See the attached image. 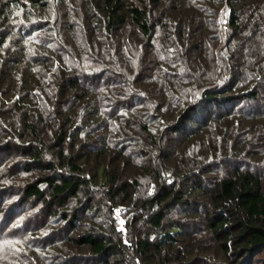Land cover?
<instances>
[{
  "label": "trees",
  "instance_id": "obj_1",
  "mask_svg": "<svg viewBox=\"0 0 264 264\" xmlns=\"http://www.w3.org/2000/svg\"><path fill=\"white\" fill-rule=\"evenodd\" d=\"M0 151L47 214L0 264L253 262L264 0H0Z\"/></svg>",
  "mask_w": 264,
  "mask_h": 264
},
{
  "label": "rangeland",
  "instance_id": "obj_2",
  "mask_svg": "<svg viewBox=\"0 0 264 264\" xmlns=\"http://www.w3.org/2000/svg\"><path fill=\"white\" fill-rule=\"evenodd\" d=\"M26 157L22 152L19 151L16 153H7L0 151L1 188L5 186V183L10 184L13 178L11 173H1L6 172L4 170L7 166L16 164L21 160H24ZM220 168L222 167L220 166ZM216 172L219 171L216 170ZM24 175H27V173L24 172L20 176L16 177L15 180H17L18 182H15H17L18 184L24 183L22 179ZM20 189L21 188L17 187L10 191L9 194L5 193L6 196L3 199L2 205H0V261H8L11 258L16 259V254L21 252L19 251V246L22 245L26 240L28 241L27 231L30 229L29 222L33 224L32 226L37 225V228H42V226L46 225L44 224L45 222H40V219H44L47 216L43 208V201H33V203L31 202L30 204H26L25 206L21 205L20 200L18 201V199H20V197L22 196ZM103 189L104 188L102 187L100 191L97 192L96 196L98 198L105 195L106 191H104ZM2 198L0 195V200ZM115 213L118 219V228L121 230L124 238L128 240V225H126V223L130 222L131 218H134L135 211H130L128 207H118ZM174 214H177V212L174 211ZM139 225L142 232L148 230V225L144 223V221H141ZM116 258L120 259L122 257L117 256ZM127 259L126 261H122V264H126L128 262ZM248 264H264V250L255 257V260L253 262Z\"/></svg>",
  "mask_w": 264,
  "mask_h": 264
}]
</instances>
